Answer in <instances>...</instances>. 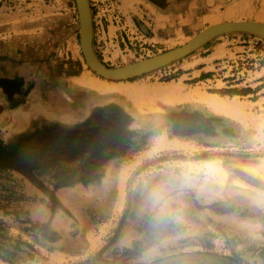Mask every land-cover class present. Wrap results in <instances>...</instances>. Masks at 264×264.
<instances>
[{
	"label": "rangeland",
	"instance_id": "rangeland-1",
	"mask_svg": "<svg viewBox=\"0 0 264 264\" xmlns=\"http://www.w3.org/2000/svg\"><path fill=\"white\" fill-rule=\"evenodd\" d=\"M90 5L93 24L101 13L125 31L126 51L105 56L94 44L111 68L219 24L264 22V0ZM99 79L84 57L76 0L0 2V143L79 139L39 157L41 173L4 180L16 195L0 198V264H264V37L225 35L143 77ZM154 89L170 91L145 92ZM215 97L236 113L206 103ZM120 130L133 133L125 146L112 141ZM189 162L219 172L172 191L181 220L156 225L149 191Z\"/></svg>",
	"mask_w": 264,
	"mask_h": 264
},
{
	"label": "water",
	"instance_id": "water-1",
	"mask_svg": "<svg viewBox=\"0 0 264 264\" xmlns=\"http://www.w3.org/2000/svg\"><path fill=\"white\" fill-rule=\"evenodd\" d=\"M76 3L81 23L84 57L95 73L112 82L131 81L151 74L194 54L205 45L225 35L244 33L264 37V23H223L207 29L181 47L126 67L111 68L99 59L94 49V24L90 0H76Z\"/></svg>",
	"mask_w": 264,
	"mask_h": 264
},
{
	"label": "trees",
	"instance_id": "trees-1",
	"mask_svg": "<svg viewBox=\"0 0 264 264\" xmlns=\"http://www.w3.org/2000/svg\"><path fill=\"white\" fill-rule=\"evenodd\" d=\"M41 135L38 133L31 138H38ZM132 137L133 133L120 130L112 141L118 146H125ZM31 140L24 139L19 144L12 145L0 143V192L2 193L0 198L7 199L16 195L15 187L4 180L11 182L15 177V172H25L33 176L38 172L41 173L42 170L36 163L39 157L56 148L61 149L65 145L72 147L79 139L58 133L51 135L50 140H46L47 143L29 144Z\"/></svg>",
	"mask_w": 264,
	"mask_h": 264
},
{
	"label": "clouds",
	"instance_id": "clouds-1",
	"mask_svg": "<svg viewBox=\"0 0 264 264\" xmlns=\"http://www.w3.org/2000/svg\"><path fill=\"white\" fill-rule=\"evenodd\" d=\"M179 168L178 173L172 172L168 178L149 191L147 195L146 208L154 212L153 218L156 225L166 223L169 220L180 222L181 217L178 210H173L170 193L177 189L190 188L203 176L205 179L216 177L219 172L218 166L212 163L189 162L173 166Z\"/></svg>",
	"mask_w": 264,
	"mask_h": 264
},
{
	"label": "crops",
	"instance_id": "crops-1",
	"mask_svg": "<svg viewBox=\"0 0 264 264\" xmlns=\"http://www.w3.org/2000/svg\"><path fill=\"white\" fill-rule=\"evenodd\" d=\"M94 44L97 50L105 52V56L110 47L114 51H126L125 47L128 48L123 27L116 25L110 18L104 21L101 13L94 16ZM104 48L107 50H104ZM196 62L198 64L205 63L204 59H199ZM202 71H204V68L198 72L201 73Z\"/></svg>",
	"mask_w": 264,
	"mask_h": 264
},
{
	"label": "bare ground",
	"instance_id": "bare-ground-1",
	"mask_svg": "<svg viewBox=\"0 0 264 264\" xmlns=\"http://www.w3.org/2000/svg\"><path fill=\"white\" fill-rule=\"evenodd\" d=\"M213 18V17H212ZM211 19V18H210ZM211 21V20H210ZM214 21V23H218L217 20H214V18L212 19V22ZM240 21V20H239ZM221 22V21H220ZM238 22V21H237ZM247 22V21H246ZM264 23V22H263ZM83 49V48H82ZM101 80L102 82H106V83H109L108 80H105V79H99ZM86 87L87 88H91V89H94V90H103L102 87H107L106 85L102 86L98 83H95V82H92V81H87L86 83ZM150 90V89H149ZM170 90L166 89V90H151V91H145V92H148V93H152V94H167ZM206 103L209 104L213 109H216L217 111L219 112H223V113H227V114H235L236 113V110L234 108V106L232 105H229L227 103H225L221 98H218V97H215V98H212V99H209V100H206Z\"/></svg>",
	"mask_w": 264,
	"mask_h": 264
}]
</instances>
